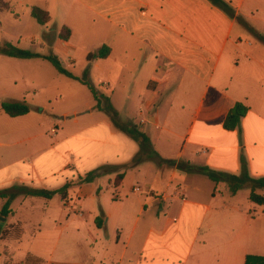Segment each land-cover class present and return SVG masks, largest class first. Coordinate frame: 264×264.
Here are the masks:
<instances>
[{
    "label": "crops",
    "instance_id": "obj_1",
    "mask_svg": "<svg viewBox=\"0 0 264 264\" xmlns=\"http://www.w3.org/2000/svg\"><path fill=\"white\" fill-rule=\"evenodd\" d=\"M225 1L234 15L210 0H0V15L21 17L15 5L29 16L33 6L47 10L56 30L47 28L40 38L30 36L41 40L40 51L31 49L27 37L20 38L26 44L21 48L42 55L53 51L71 71L75 52L88 38L102 37L97 51L107 46L110 52L93 60L91 71L99 75L119 114L131 113L130 106L137 107L139 115L149 113L150 122L142 124L143 117L140 123L164 160L238 176L244 157L250 176L258 179L264 177V14H260L264 0ZM64 26L71 29L68 40L59 36ZM91 53L84 51L85 69ZM22 60L36 69L48 61ZM60 76L64 84H72L73 79ZM28 98L23 101L28 103ZM238 102L249 111L235 129L227 130L224 121ZM76 111L63 112V118ZM95 127L98 154L78 150L79 157L62 168L69 176L53 187L55 174H43L26 159L37 152L59 154L58 146L66 141L48 143L24 156L0 154V190L21 184L54 190L72 183L66 201L55 195L69 215L54 227L44 226L52 198L23 196L17 208H13L17 198L12 201L13 214L0 221V229L20 223L24 234L21 240L8 242L20 244L26 239L30 219L25 212L43 214L34 222L25 256L15 259L9 253L14 263H25L28 255L38 260L36 264H246L248 255L264 257V206L258 210L250 200V186L244 187L248 190L244 201L239 198L241 190L232 194L227 183L214 182L201 172L155 160L133 166L139 145L117 130L109 117ZM18 128L15 132L24 136ZM52 134L56 137L58 131ZM11 145L0 140V147ZM54 160L50 155L43 164L48 167ZM96 170L92 181L78 182ZM136 171L145 178L141 197L130 185ZM119 175H123L120 181ZM129 193L134 198L125 199ZM257 193L264 195V188ZM4 203L0 198V209ZM154 207L156 221L138 230L140 215ZM172 208L175 212L170 215ZM77 217L81 219L76 221ZM73 228L75 236H63ZM72 242L82 250L78 257L71 256Z\"/></svg>",
    "mask_w": 264,
    "mask_h": 264
},
{
    "label": "rangeland",
    "instance_id": "obj_2",
    "mask_svg": "<svg viewBox=\"0 0 264 264\" xmlns=\"http://www.w3.org/2000/svg\"><path fill=\"white\" fill-rule=\"evenodd\" d=\"M16 12H19L21 17L15 18L11 13L4 12L0 15V29L3 28V31L0 32V44L11 43L15 47L21 48V46H26L23 40L20 41V38H28L27 41L35 44L28 43L31 49L34 51H40L41 40L37 42L30 39L31 35L41 36L43 31H46L47 28L51 30H56L57 26L55 23H48L46 26H43L38 23L36 19L29 15H23V12L20 11L22 7L15 5ZM260 14H264V10H261ZM51 21V20H50ZM56 33V31H54ZM264 34V33H263ZM264 39V35H263ZM102 37H91L82 45V50L75 52V64L73 65L72 71L78 74L80 77L83 76L86 66V52H95L103 44ZM261 42H264L261 41ZM27 43V42H26ZM23 49V48H21ZM27 50V49H25ZM53 51L47 52L50 54ZM1 54V53H0ZM0 58V140H5L6 142L11 143V147H0V154H4L7 151L10 152H21V156L26 155L27 153H33L37 150H40L43 146L48 143H53L56 141H66L58 146L60 151L59 154L55 153H35L31 158H27L26 161L36 163L40 171L44 174H55L53 186H56L64 178L68 177L69 174L62 172V168L66 162L69 160H75L78 158L79 152L87 151L89 154L92 152L98 154L97 150L99 148L100 139L97 137L98 129L96 124L102 122L104 119H108V115L103 111H98L95 108L96 101L93 98L90 90L82 83L73 80L72 84H64L57 77H61L54 68V66L49 61H44L45 65H39L40 68L29 67L25 65L22 59L13 58L5 54H1ZM5 55V56H3ZM42 61V60H39ZM91 71V69H90ZM90 82L97 88L100 92L106 93L107 90L104 85L101 84L98 74H95V71L90 73ZM29 95V96H27ZM25 97L28 104L30 105V114L26 117L19 118L18 120H13L11 116L6 114L1 110V104L4 101H23ZM91 105L93 107L89 108ZM132 111L131 113L122 111L120 113V118L125 122H132L140 130L145 131L146 128H143L140 121L143 118L144 122L142 124H148L150 121L147 118L149 113L144 111V115H139L137 107L130 106ZM68 110H77L76 115L71 113L68 118H63V112ZM78 119V122H75V117ZM164 115L162 119H166ZM18 127H22V133L25 135H19ZM58 131V136L54 137L52 134V129ZM86 132L79 136V132L82 130ZM9 131V132H8ZM27 133V134H26ZM39 134L38 137L34 138L30 142H19L15 144V141H21L28 136H35ZM86 139V140H85ZM133 140V139H132ZM135 141V140H134ZM85 142V145L82 143ZM136 142V141H135ZM137 143V142H136ZM138 144V143H137ZM73 150L69 153V150ZM50 155L55 156V160L52 165L46 167L43 162ZM95 158V157H94ZM36 161V162H35ZM94 162V160H93ZM135 176L130 178V185L139 186L142 188L145 182V178L139 173L134 172ZM79 181V180H78ZM129 185V186H130ZM133 193V192H132ZM143 192L137 193L141 197ZM264 194V193H263ZM25 195H18L16 198V203L13 208L21 206L22 197ZM19 197V198H18ZM128 197L134 198L133 194H130ZM240 200L247 201L248 199V190L243 188L239 194ZM144 202L146 199H143ZM61 202L59 196L55 198L52 197V203L49 211L46 213L47 217L44 220L45 228L54 227V225L60 221L63 222L65 218L68 217L69 211L63 210L61 207ZM257 209L261 207L260 205H255ZM156 208L148 209L144 214L140 215L139 229L141 230L147 223H154L156 221L155 216ZM175 212V209H171L169 214ZM256 213H254L255 215ZM26 218L30 219V222L27 223V237L20 244L2 241L0 239V264H4L5 260L8 257H5V253H9L15 259H21L25 256V248L28 243V237L33 232V225L36 220L43 218V214L34 213L33 216H28L25 212ZM45 215V216H46ZM75 213H70V217L74 218ZM2 217V216H1ZM164 214L161 215L162 219H165ZM81 217H77L76 221L80 220ZM76 229H68L63 235L64 237H73L75 236ZM73 232V233H72ZM78 241V238L77 240ZM74 244V242H72ZM70 244L72 248L71 256L78 257L81 254V248L77 244ZM7 250V251H6ZM38 262V261H37ZM36 262V263H37ZM31 264V263H30Z\"/></svg>",
    "mask_w": 264,
    "mask_h": 264
},
{
    "label": "trees",
    "instance_id": "obj_3",
    "mask_svg": "<svg viewBox=\"0 0 264 264\" xmlns=\"http://www.w3.org/2000/svg\"><path fill=\"white\" fill-rule=\"evenodd\" d=\"M210 1L216 6L222 8L224 11L234 15V9L225 0ZM4 6L6 8H9L7 4H4ZM31 16L43 26H46L51 20L50 13L39 6H33L31 8ZM70 35L71 29L66 26L61 29L59 34V36L64 40H68ZM109 52V47L104 46L97 52L89 54L87 57L88 65L83 73V76L80 77L75 75L68 68H66L63 62L54 53L42 55L40 53H35L30 50L15 47L11 43H2L0 45L1 54H5L18 59L43 58L45 60H48L54 66L58 73L84 84L90 90L93 98L96 101L95 108L99 111L105 112L109 116L113 126L117 130L125 133L138 143L140 151L132 161L133 166H138L146 160H155L161 164L167 162L170 163L172 166H178L179 168H184L188 171L201 172L207 175L214 182H225L229 186L230 192L232 194H236L238 191L248 185L251 188L250 200L258 205L264 206V195L257 193L258 189L264 188V177L258 179L252 178L249 174L247 163L244 157H242V173L238 176L226 172H219L209 167H196L190 165L189 163L178 162L176 160L166 161L161 157L158 151L154 149L151 139L146 132L140 130L132 122L123 121L120 118L119 112L114 107L111 98L105 93H102L97 88H95L89 80V74L91 69L90 63L93 60L107 57ZM30 109V105L26 101H4L1 104V110H3L6 114L11 117H17L28 114L30 112ZM248 111V106L241 102L236 103V105L233 107V109H231L224 121V128H226L227 130L235 129L240 124L241 119L246 116ZM97 172L98 170L92 171L86 174L84 177H80L78 182L83 183L92 181L95 178ZM122 179L123 175H119L118 180L120 181ZM71 185V182H67L61 188L54 190L32 188L23 184L15 185L7 189H2L0 190V198L4 199L5 203L0 209V216L8 218L10 215L13 214V210L11 208L12 201L18 195L21 194L25 196L45 197L48 199H51L56 194H60L62 199L66 201L68 198V190ZM96 222L98 225H101L99 219H97ZM23 234L24 229L20 223L11 224L4 230L0 229V239L2 241H19L21 240ZM5 255L8 257V259L5 260L4 264H36V262L38 261L35 257L28 255L25 263H14L12 261L11 255H8L7 252L5 253ZM246 264H264V257L248 255L246 257Z\"/></svg>",
    "mask_w": 264,
    "mask_h": 264
},
{
    "label": "built area",
    "instance_id": "obj_4",
    "mask_svg": "<svg viewBox=\"0 0 264 264\" xmlns=\"http://www.w3.org/2000/svg\"><path fill=\"white\" fill-rule=\"evenodd\" d=\"M52 131H53V132H56V129H53ZM133 191H134V192H142V188L139 187V186H134V187H133Z\"/></svg>",
    "mask_w": 264,
    "mask_h": 264
},
{
    "label": "water",
    "instance_id": "obj_5",
    "mask_svg": "<svg viewBox=\"0 0 264 264\" xmlns=\"http://www.w3.org/2000/svg\"><path fill=\"white\" fill-rule=\"evenodd\" d=\"M6 220H7V218H4V217H1V216H0V221H2V222H6Z\"/></svg>",
    "mask_w": 264,
    "mask_h": 264
}]
</instances>
